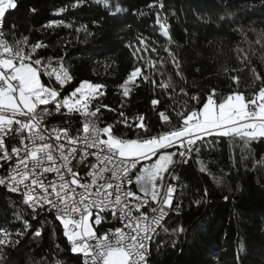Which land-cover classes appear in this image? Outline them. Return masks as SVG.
Wrapping results in <instances>:
<instances>
[{"label":"trees","instance_id":"obj_1","mask_svg":"<svg viewBox=\"0 0 264 264\" xmlns=\"http://www.w3.org/2000/svg\"><path fill=\"white\" fill-rule=\"evenodd\" d=\"M15 2L18 7L7 10L0 29L4 35L0 39L13 43L27 36L31 44L42 42L47 47L37 49L34 58L48 63L52 57L51 63L56 67L55 58L63 57V64L73 77L62 90L64 95L81 81L104 85L100 89L103 95L90 107L95 110L99 104L113 109L101 107L102 124H113L117 135L128 138L143 133V129L135 128L141 123L140 116L144 117L150 133L159 131L162 127L159 112L173 104L161 88H154L143 75H150L158 84L171 75L177 84L173 96L179 93L180 87L186 88L189 94L204 95L212 88L227 93L231 81L223 69L243 67L234 51L238 45L249 50L237 29H242L253 42L264 30V0H110L108 9L97 0H86L75 8L70 5L76 0ZM160 3L164 4L163 8L158 6ZM149 4L156 6L150 9ZM116 5L122 11L113 16L110 13ZM62 7L67 10L58 14ZM32 8L36 9L35 13L30 11ZM158 17L166 24L172 43L160 34ZM66 24L72 27H65ZM81 25H86L92 35L83 30L77 32ZM138 37L148 38L146 43L155 41L157 52L150 48L145 51ZM129 44L131 48L125 46ZM252 47L256 50L252 63L264 74L261 60L264 49L254 43ZM135 48H139L136 57L132 54ZM169 51L180 61L184 80L175 76ZM160 57L168 58L166 69L160 68L159 63L156 68L145 65V61H157ZM136 66L143 73L136 79L139 86L130 84V94L124 96V89L118 85ZM156 69L165 74L161 76ZM231 75L239 76L240 91L250 90L253 78L248 70L231 72ZM42 80L48 83L49 78L43 76ZM153 99L160 101L155 108ZM185 99L181 95L177 106L182 107ZM125 117L133 127L118 123ZM65 119L71 121L74 132L80 126L78 115L54 114L48 124L59 126ZM197 159L204 162L211 175L199 171ZM176 174L187 187L182 195L177 190L176 203L181 207L166 217L168 232L158 231L151 241L150 264H264V140L252 141L244 147L240 141L233 144L225 138L208 137L198 157L193 153L187 164L176 165ZM213 176L220 178L219 182ZM16 213L32 225L21 237L14 235L23 228L22 222L15 219ZM0 227L7 228L13 233V239L20 241L15 247L5 249L3 264H57V261L82 264L83 257L71 251L63 226L52 213L43 211L33 219L32 210L23 205L22 197L2 187ZM107 227L105 224L104 228ZM177 227L183 231L173 234L172 230ZM36 229L41 231L38 237L34 235Z\"/></svg>","mask_w":264,"mask_h":264},{"label":"snow or ice","instance_id":"obj_2","mask_svg":"<svg viewBox=\"0 0 264 264\" xmlns=\"http://www.w3.org/2000/svg\"><path fill=\"white\" fill-rule=\"evenodd\" d=\"M85 2L76 0L70 6L75 8ZM97 3L106 9L111 7L110 0H97ZM155 6L148 5L150 9ZM158 6L163 8L164 4ZM17 7L15 0H0V29L7 10ZM66 10L62 7L58 14ZM30 11L35 13L36 9ZM121 11L116 5L110 14L114 16ZM156 23L160 34L172 43L166 24L159 17ZM81 30L92 35L86 25L76 29ZM237 31L248 43L249 50L238 45L234 51L243 67L223 69L231 81L227 93L212 88L204 95L189 94L186 88L180 87L179 93L173 96L177 84L171 75L158 84L150 75H143L140 66L133 68L118 85L124 89V96L130 94V84L139 86L136 79L143 75L145 81L161 88L173 100L165 111L159 112L160 130L150 133L144 117L140 116L141 123L135 128L143 129V133H137L135 138L119 136L113 124H102L99 114L101 107L108 108L107 105L97 104L95 110L90 107L103 95L100 89L104 85L81 81L64 95L62 90L73 77L63 64V57L55 58L56 67L51 63L52 57L48 63L34 58L37 49L47 47L42 42L31 44L27 36L13 43L0 39V169L6 167V174L0 175V186L19 193L23 205L32 210L33 219L40 212H54L71 251L82 255V264H150L151 241L158 231L168 232L165 218L179 211L177 190L182 195L187 187L176 174V165L187 164L193 153L198 157L208 137L225 138L233 144L240 141L244 147L252 141L264 140V74L252 63L256 54L253 43L264 49V30L254 42L248 40L242 29ZM3 35L0 30V36ZM137 39L145 51L150 48L157 52L155 41L146 43L148 38ZM138 51L139 48L133 50L134 57ZM169 57L175 76L184 80L180 61L170 51ZM261 60L264 62V56ZM157 63L166 69L168 58L145 61L152 68ZM156 70L161 76L165 74ZM244 70L253 79L250 90L240 91V78L231 72ZM43 76L49 78L48 83L43 82ZM181 95L187 99L178 107L176 101ZM151 103L155 108L160 101L153 99ZM54 114L78 115L80 126L74 132L69 119L59 126H49L48 119ZM119 115L124 117L123 112ZM118 123L133 127L126 117ZM197 164L200 172L211 175L202 160L197 159ZM213 179L219 182L220 178L213 176ZM15 219L23 224L15 232L16 237L32 228L22 214L16 213ZM182 231V227H177L172 233ZM34 235L40 236V229ZM19 242L7 228L0 227V264L5 260V249Z\"/></svg>","mask_w":264,"mask_h":264},{"label":"built area","instance_id":"obj_3","mask_svg":"<svg viewBox=\"0 0 264 264\" xmlns=\"http://www.w3.org/2000/svg\"><path fill=\"white\" fill-rule=\"evenodd\" d=\"M6 174V167L4 168V169H0V175H5ZM3 187H5V186H3ZM6 188V187H5ZM13 193V192H12ZM13 194H15V195H17V196H20L21 197V195L19 194V193H13ZM52 214H53V216L55 217V213L54 212H51Z\"/></svg>","mask_w":264,"mask_h":264},{"label":"bare ground","instance_id":"obj_4","mask_svg":"<svg viewBox=\"0 0 264 264\" xmlns=\"http://www.w3.org/2000/svg\"><path fill=\"white\" fill-rule=\"evenodd\" d=\"M0 187H2L4 190H6V191H8V189L7 188H5V187H3V186H0ZM8 192H10V191H8ZM12 193V192H11ZM166 219V218H165ZM106 229V228H105ZM82 256V255H81Z\"/></svg>","mask_w":264,"mask_h":264}]
</instances>
